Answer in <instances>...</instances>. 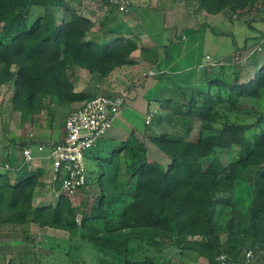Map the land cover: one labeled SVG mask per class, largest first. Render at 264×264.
Segmentation results:
<instances>
[{
  "label": "trees",
  "instance_id": "obj_1",
  "mask_svg": "<svg viewBox=\"0 0 264 264\" xmlns=\"http://www.w3.org/2000/svg\"><path fill=\"white\" fill-rule=\"evenodd\" d=\"M98 1L106 9L95 23L80 12V0H0V87L10 88L7 108L18 113L20 126H33L45 114L48 128L61 124L64 135L55 108L75 110L98 95L76 88L75 70L105 79L135 64L130 59L134 51L148 53L141 33L124 23L118 6ZM185 1H193L196 12L207 16L227 11L229 19L242 20L249 28L252 19L246 16L259 10L258 0ZM248 41L235 50L246 49ZM163 46H157V56ZM263 54L264 46L254 50L249 57L254 73L236 75L235 82L209 77L204 65L198 87L164 91L155 100L169 114L152 113L144 125L146 137L128 128L123 140L99 138L84 155V182L72 192L85 188L79 213L63 190L68 176L63 169L48 180L50 200L34 202L36 189L47 183L41 168L29 167L22 155L29 147L35 158L36 147L44 162L61 138L44 142L31 135L16 143L9 139L13 149L20 150V159L14 164L8 157L0 159V227L32 223L67 233L51 244L60 250H52V256L61 264H157L154 257L170 249L177 262L165 264H185L184 256L212 262L221 252L241 260L247 248L264 257ZM159 60L156 67L161 70ZM193 119L200 126L197 137L189 140L182 133L189 132ZM152 125L161 133L150 132ZM146 140L168 160L164 169L147 161ZM245 166L254 168L250 179L261 199L254 197L246 214H240L233 202L235 177L238 167ZM93 185L97 191L90 193ZM244 221L247 235L242 233Z\"/></svg>",
  "mask_w": 264,
  "mask_h": 264
},
{
  "label": "rangeland",
  "instance_id": "obj_2",
  "mask_svg": "<svg viewBox=\"0 0 264 264\" xmlns=\"http://www.w3.org/2000/svg\"><path fill=\"white\" fill-rule=\"evenodd\" d=\"M41 1L47 3L49 0ZM260 1L262 0H258V7ZM73 2L75 3L76 0H73ZM127 3H129L128 10L120 11L123 12L120 15L124 23L132 27L135 33H141L142 45L153 44L151 45L152 48L149 49L148 53L143 54L134 51L130 59L139 65L132 66L133 68L128 67L130 69L124 68L120 73L116 69L105 79L98 75H90L85 70L83 72L79 69L75 71L77 89L97 93L98 95L124 93L127 96L122 107L124 110L116 120L119 123L120 130H117L113 122L111 128L107 131L108 136L114 133L117 136L116 138L123 140L125 136L124 129L127 131L128 128H133L139 137L143 135L144 125L151 121L152 113L169 114V110L160 106L155 99L161 97L164 91H176L178 86L198 87L205 66L209 77L221 76L226 81L232 82L236 81V75L241 78L254 73L255 69L249 64V57L252 56L255 50V44L253 43L256 37L264 36V12L260 8H258L260 11L258 10L256 14L249 13L246 16L252 19V27L249 28L242 20L229 19L227 11L215 16H207L202 11L196 12L193 1L127 0ZM99 6L100 2L98 0H80V12L90 20L95 21V23L101 19L106 9L105 7L101 9ZM32 12L34 13L35 9ZM59 16H61L60 13ZM193 28L196 30H193ZM247 38H249V41L246 49L235 50V47L242 46ZM161 45L166 46L161 48L160 57L157 56L158 50L156 48H158L157 46L161 47ZM158 60L161 70L156 67ZM148 90L150 91L144 97ZM10 93V88L0 87V159L8 157V159L10 158L9 162L13 161L11 164H14L15 160L20 159V150L17 148L14 150L13 145L9 143V139H13L16 143L20 138L32 135V138L52 142L62 135V129L59 127L61 124L58 123H54L53 129H49L44 121L45 114H42L40 119L33 122V126L28 125V123L20 126L18 113L10 112L7 108ZM147 98L152 100L148 101ZM55 109L57 111L55 114L56 119L61 120L64 124L69 109L61 107ZM165 122L163 119L162 123ZM189 126L191 127L189 132L182 133V135L186 139L193 140L197 137L200 124L198 120L193 119ZM151 128L152 131L150 132L154 134L161 133L160 127L152 125ZM167 131H170V129L167 128ZM176 131L179 132V128ZM107 133L104 137L107 136ZM144 137H146V133H144ZM146 145L148 149L147 161L160 169H164L168 160L147 140ZM32 150L35 158L28 165L29 167L39 166L44 181L47 183L45 187L36 189L34 202L45 203L51 197L48 188V180L51 178L48 167L51 168V162L45 158V163L42 164L39 157L41 150L38 151L36 147H33ZM3 171L4 169L0 167V173ZM253 171L254 168L245 166L238 167L236 172L233 202L238 209H241L240 214H246V208L251 204L254 197L261 199L258 193V196H256V188L253 180L250 179ZM89 189L90 193L97 191L94 185L89 186ZM69 198L71 205L79 213L86 201L85 188L69 194ZM223 221L225 225V219ZM241 225L242 233L247 235L249 231L248 222L244 221ZM66 235L65 232L48 227H38L32 223L19 225L15 228L4 225L0 227V253H12L11 261L17 260L14 257L16 254L22 255L23 253L22 262L20 261L19 264H61L58 258H55V255L52 256V250L53 252H59L60 250L53 248L52 245H55L56 242L59 243L60 239L66 237ZM250 244L249 242L248 245ZM174 254L175 250L170 249L167 253L156 255L154 261L157 264H165L169 261L175 263L177 257ZM202 258L204 257L196 256L193 260L184 256L182 260L185 264H199V261H204ZM5 260L7 262L9 259Z\"/></svg>",
  "mask_w": 264,
  "mask_h": 264
},
{
  "label": "built area",
  "instance_id": "obj_3",
  "mask_svg": "<svg viewBox=\"0 0 264 264\" xmlns=\"http://www.w3.org/2000/svg\"><path fill=\"white\" fill-rule=\"evenodd\" d=\"M110 1L118 6V10L127 11V0ZM259 8L264 12V0L259 2ZM262 46H264V37L260 43L255 44V50H261ZM126 97L124 93L97 95L67 113L63 124L64 135L59 142L50 147L46 155L51 162V179L54 178L55 172H60V169L68 172L67 178L63 180L64 191L71 194L74 188L83 184L84 155L111 128L119 116ZM22 155L26 162L34 159L29 147L22 150ZM205 264H264V257L258 258L252 249L247 248L241 260H232L221 252L212 262L206 259Z\"/></svg>",
  "mask_w": 264,
  "mask_h": 264
},
{
  "label": "crops",
  "instance_id": "obj_4",
  "mask_svg": "<svg viewBox=\"0 0 264 264\" xmlns=\"http://www.w3.org/2000/svg\"><path fill=\"white\" fill-rule=\"evenodd\" d=\"M151 45H153V44H147L146 46L148 47V48H152V46ZM155 48V47H154ZM138 54H140L139 52H138ZM137 65H139L138 63H135V64H132V65H130V66H123V67H121L120 69H118L119 71H118V73H120L121 72V70L122 69H127L128 67H131V68H133V67H136ZM133 66V67H132ZM128 69H130V68H128ZM78 70V69H77ZM81 72H83V69H79ZM76 71V70H75ZM127 72H129V71H127ZM78 74V73H77ZM82 74V73H81ZM119 75H121V74H119ZM77 76V75H76ZM79 76V75H78ZM77 80V79H76ZM78 90H81V89H78ZM124 109L122 108L121 109V111H120V113L119 114H121V112L123 111ZM119 117V116H118ZM117 120V119H116ZM116 120L114 121V125L116 126V128H117V130H120V126H119V123L118 122H116ZM114 125H113V127H114ZM122 127H123V125H122ZM113 129V128H112ZM124 132H126L125 131V129H124ZM62 135H63V133H62ZM62 135H60V137H59V139L62 137ZM107 136H108V133H107ZM109 137H114V138H116L117 136L116 135H114V133H112ZM59 139H57V140H59ZM55 141V140H54ZM43 163H45V161L44 162H42V164ZM48 170H49V167H48ZM49 174H50V172H49ZM21 242V241H20ZM1 243V242H0ZM21 243H23V242H21ZM32 255H34L33 253H32ZM22 256H24V254L22 253V255L21 254H16V256H14L15 258H17V260H15L14 259V261H11V258H12V253H6V254H2V253H0V264H9V263H11V264H19L20 263V261H21V257ZM194 257V256H193ZM193 257H190V259H193V260H195V258H193ZM199 257H201V256H199ZM9 259V260H7V262H6V260L5 259ZM204 261H199V264H205V262H206V259L205 258H202ZM4 262V263H2V262ZM22 262V261H21Z\"/></svg>",
  "mask_w": 264,
  "mask_h": 264
},
{
  "label": "clouds",
  "instance_id": "obj_5",
  "mask_svg": "<svg viewBox=\"0 0 264 264\" xmlns=\"http://www.w3.org/2000/svg\"><path fill=\"white\" fill-rule=\"evenodd\" d=\"M63 136V135H62ZM104 137V136H103ZM62 138V137H61ZM45 158H47L46 156H45ZM48 159V158H47ZM49 171H50V169H49ZM50 175H51V171H50Z\"/></svg>",
  "mask_w": 264,
  "mask_h": 264
}]
</instances>
